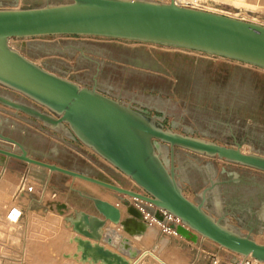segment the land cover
Here are the masks:
<instances>
[{
    "label": "rangeland",
    "instance_id": "1",
    "mask_svg": "<svg viewBox=\"0 0 264 264\" xmlns=\"http://www.w3.org/2000/svg\"><path fill=\"white\" fill-rule=\"evenodd\" d=\"M178 1L183 7L226 15L264 26V6L251 5L240 0ZM43 4V0H17L15 3L9 1L3 5L25 8ZM11 42L23 56L48 71L81 85L93 84L95 78L100 90L119 95L125 102L134 99L151 115H161V112H164L165 127L175 124L177 132L191 130L193 136L225 146H233V134L237 141H244L242 146L247 153H251L252 147L264 151V69L197 51L94 36L14 38ZM54 48L62 52L51 54L42 52ZM78 49L101 62L99 71L96 70L97 66L94 63L81 58ZM90 52H99L100 55ZM129 61H139L156 67L157 70L143 69L133 65L134 63H127ZM0 93L40 107L22 94L1 85ZM41 109L47 111L45 108ZM14 112L0 105L3 133L23 143L32 157L104 177L113 183H120L125 188L140 191L132 181L110 167L111 165L88 147L68 137L62 139L59 133L45 128L39 121L22 113L17 117L13 115ZM0 143L14 149L12 144L1 141ZM6 161L23 174L10 172L8 165L7 169L2 170L1 166ZM176 161V165L180 167L178 173L184 180L180 181L183 193L194 202L200 200L199 193L209 185V176L215 182H225L236 174V178L240 176L246 182L238 185L217 184L208 193L206 211L215 217L219 215L217 204L221 211L226 213L225 205L234 202L233 214L239 216L242 221L247 220L248 213L240 210L257 206L264 195V172L182 149L177 150ZM103 166L113 169L114 176L103 169ZM48 173L49 178L46 176ZM24 177L25 189L30 187L32 190L17 195ZM2 181L8 186L0 192V220L4 218L6 210L14 205L21 208L22 216L17 225L19 233L16 239L0 234V264H89L80 261L79 256H74L77 245L72 240L79 234L73 230L67 218L75 217L80 211L97 215L92 202L80 193L116 203V200H119L113 191L81 179L52 173L48 169L14 158L5 159L0 154V184ZM59 203H65L67 206L62 214L57 209ZM31 211L36 214L38 221L48 217L47 213L50 215L55 213V220L60 218V221L56 220L58 224L56 232L32 229L28 223L32 216ZM223 223L240 230L243 234L247 233L246 230L233 226L228 215ZM164 225L153 223V229L156 230L150 232L155 234L151 233L149 237L148 232L142 242L135 240L138 248L140 250L147 248L169 264H254L252 261L242 260L235 253L203 237H201L203 251L199 255V260L194 263L195 258L193 259L185 246L183 251L174 248L170 238L174 232L168 225ZM157 229L160 230L159 233ZM157 234L162 240H159ZM253 238L264 244V234ZM227 253L233 254L234 259L231 260ZM135 264L161 262L148 254Z\"/></svg>",
    "mask_w": 264,
    "mask_h": 264
},
{
    "label": "water",
    "instance_id": "2",
    "mask_svg": "<svg viewBox=\"0 0 264 264\" xmlns=\"http://www.w3.org/2000/svg\"><path fill=\"white\" fill-rule=\"evenodd\" d=\"M9 1L15 3L17 0H0V85L22 94L40 107L2 93L0 105L14 110L13 115L17 117L22 113L39 121L45 128L59 133L62 139L68 137L80 142L120 174L130 177L140 190L121 188L104 177L32 157L23 143L3 133L0 119V141L14 146L12 149L0 143V154L6 159L15 158L52 173L95 183L113 191L125 207L127 217L121 218V210L116 206L80 193L92 202L97 215L80 211L75 217L67 218L73 230L116 247V231L108 227L104 231L106 221L128 227L133 221L143 219L142 210L124 197L128 195L138 200L143 211L186 240L197 243L199 237L207 238L235 254L250 255L264 262V244L253 238L251 225H247L248 231L243 234L223 223L227 213L221 211L219 204L216 205L218 216L206 211L208 193L220 182L209 176V185L199 193L200 200L191 201L183 193L180 181L184 180L176 165V152L182 149L264 172V151L252 147L251 153H243L244 141H237L233 134V146H225L193 136L191 130L177 132L175 124L165 127L164 112L151 115L134 100L125 102L119 95L100 90L95 78L93 84L81 85L57 75L32 62L8 43L14 38L94 36L199 51L264 69V26L183 7L173 1L43 0L44 4L37 7H5L3 4ZM78 50L81 58L94 63L99 71L101 62L82 49ZM42 52L62 51L54 48ZM90 53L100 55L99 52ZM127 63L157 70L139 61ZM103 169L115 173L108 167L103 166ZM233 177L236 178V174ZM57 209L63 213L67 206L59 203ZM165 214L177 217L181 224L167 223ZM75 241L82 261L128 264L99 243L78 237ZM135 255V251H129V256Z\"/></svg>",
    "mask_w": 264,
    "mask_h": 264
},
{
    "label": "bare ground",
    "instance_id": "3",
    "mask_svg": "<svg viewBox=\"0 0 264 264\" xmlns=\"http://www.w3.org/2000/svg\"><path fill=\"white\" fill-rule=\"evenodd\" d=\"M163 1L164 3H169L171 1L175 2L177 5H180L182 6V4L178 1V0H161ZM241 2H245L247 4H257V5H260V6H264V0H240ZM226 16V15H225ZM228 17V16H227ZM230 17V16H229ZM13 39H10L9 40V46L14 48L15 49V45L11 42ZM147 44H153V43H147ZM156 45V44H155ZM180 49V48H179ZM183 49V48H181ZM187 50V49H186ZM193 51V50H191ZM199 52V51H197ZM202 53V52H201ZM207 54V53H205ZM34 62V61H33ZM247 65V64H246ZM241 151L243 153H247L246 152V149L242 146L241 147ZM2 155V154H1ZM3 157L6 159V157L3 155ZM101 158V157H100ZM15 159V158H14ZM102 159V158H101ZM18 160V159H17ZM20 161V160H19ZM105 161V160H103ZM23 162V161H22ZM106 162V161H105ZM107 164H109L108 162H106ZM29 164V163H27ZM34 165V164H32ZM110 165V164H109ZM38 166V165H36ZM41 167V166H39ZM109 167V166H108ZM112 167V166H110ZM43 168V167H42ZM46 169V168H45ZM118 171V170H117ZM121 175H124L127 179H129L130 181H132V179L128 176H126L125 174L121 173ZM73 178V177H72ZM74 179H79V178H74ZM82 180V179H81ZM85 181V180H83ZM85 182H88V183H91V184H95V183H92V182H89V181H85ZM134 183V181H132ZM113 183V182H112ZM115 184L116 186L118 187H121V188H125L123 185H121L120 183H113ZM135 184V183H134ZM97 185V184H95ZM136 185V184H135ZM8 185H6V183L4 181H2V183L0 184V192L1 190L4 191L6 189ZM20 186H23L25 187V180L21 181ZM99 186V185H98ZM19 187H18V190L17 192L19 191ZM128 189V188H127ZM129 190H132V189H129ZM19 194V192L17 193V195ZM124 197L128 200H136V202L138 201L137 199L133 198V197H130L128 195H124ZM99 199L103 200V201H107L109 202L110 204L114 205L112 203V201L108 200V199H104V198H100L98 197ZM115 203V202H114ZM131 203V202H130ZM116 207H120L119 209H125L124 205H122L120 203V201H117L116 200ZM134 205V204H133ZM138 209H141L142 212H143V219L142 220H135L133 221V223H130L128 225V227L126 226H123L121 223L119 225H115L113 223H111L110 221H106V224H105V227L107 228H110L111 230L112 229H115L116 231V234L117 236L115 237V243H116V247L114 246H111V245H108V244H104L102 245L103 242L101 241H95L93 239H89V238H86L84 237L83 235H80L78 236V238H81L82 240H88L90 241L91 243H99L101 246H104L105 249H108L109 251L113 252V253H116L117 255L121 256L123 259H125L128 264H135L137 263L140 259H142L144 256L146 255H152L153 257H155L159 262H161V264H169L167 263L166 261L162 260L157 254L151 252L150 250H148L147 248L146 249H139L136 242H134L135 240L139 241V242H142L143 241V237L146 238V234L148 232H150L151 230L155 231L156 229H153V226L152 224L154 223V225L158 224H164L162 223L161 221H158L157 219H155L152 215H149L147 212L143 211L142 208L139 207V204L138 202L136 203ZM148 206L150 207H153L152 204L150 203H147ZM115 206V205H114ZM13 210L16 214H19V212L21 211V208L18 207L17 205H14L12 207H9L7 210H6V213L4 214V218H2V220H0V234L3 235V236H9L11 237L12 239H16V236L18 235L19 233V226L18 225V221L16 222H11L9 221L8 219V214L10 213V211ZM60 214H62V212H59ZM48 214V217L44 218V220L42 219H39V221L37 220V216L36 214L31 211V217L29 219V222L30 223L29 225H31L32 229L33 228H40V230H42L43 232H49V233H54L56 232L55 229H57V221H60V218H56L55 220V213H51V215L49 213ZM54 215V216H53ZM94 215V214H93ZM166 221L167 223H171V221H173L174 223L176 224H181L180 220L177 218V217H173L172 215H169V214H166ZM263 216V215H262ZM58 217V216H57ZM121 218L122 217V212H121ZM124 221V220H122ZM156 228V227H155ZM76 232V231H75ZM173 232L177 233L175 230H173ZM77 233V232H76ZM154 232H150L149 234V237L150 235ZM155 234V233H154ZM178 234V233H177ZM179 235V234H178ZM181 236V235H180ZM152 237V236H151ZM182 237V236H181ZM144 238V239H145ZM183 238V237H182ZM73 243L75 242L76 245H77V242L74 240H72ZM161 242V241H160ZM160 244V243H159ZM164 245V243H162ZM161 245V244H160ZM140 247V246H139ZM161 247V246H160ZM144 248V247H142ZM151 249V248H150ZM224 249V248H223ZM129 251H135L136 252V255L135 256H129ZM78 252V253H77ZM156 252V251H154ZM158 253V252H157ZM238 255V254H236ZM67 257V254L65 255ZM74 256H79L80 259H81V253L77 250L75 255ZM238 256H241V257H244V258H250L253 260V263H261V264H264L263 261H259L253 257H251L250 255L248 256H242V255H238ZM79 259V260H80ZM82 261V260H80ZM82 262H87L89 264H101V262H97V263H92L90 259L86 260V261H82Z\"/></svg>",
    "mask_w": 264,
    "mask_h": 264
},
{
    "label": "crops",
    "instance_id": "4",
    "mask_svg": "<svg viewBox=\"0 0 264 264\" xmlns=\"http://www.w3.org/2000/svg\"><path fill=\"white\" fill-rule=\"evenodd\" d=\"M68 77H70V76H68ZM131 100H134V99H131ZM134 102L136 103L137 106L142 107V105L139 104L140 102H137L136 100H134ZM76 146H78L77 147L78 149L82 150L81 147H79V145H76ZM8 163H9L8 161L4 162L3 166H1L2 170H4L5 168L7 169V167L9 166L10 172L15 173V174L22 173V171L15 170V168L10 166ZM46 176H47V178H49V176H50L49 173ZM222 183H225L226 185H228V184H230V185H238V184H242V183L245 184L246 182L243 180V178L238 176L237 178H235V177H232V179L228 178V179H226L225 182L223 181V182H220L219 184H222ZM129 201L132 204H134L135 206H137L136 205V200H129ZM112 203L115 206H117L116 203H114V202H112ZM234 206H235L234 202H231V204H226L225 205L226 213H227L226 215H228V218H230V222L232 223L233 226L239 227L241 230L248 231L247 230V225H251L253 227V232L251 233V235L253 237H255L257 235L264 234V218H263L264 217V212H263V209H264V195L261 197V200L259 201L257 206H255V207H251L250 206L248 208V210H244V209L240 210L241 212L248 213V219L247 220L244 219L242 221V219L239 216H237L236 214H233L234 213L233 211L235 210ZM118 208H120V207H118ZM236 208H237V206H236ZM123 210L124 209H121L122 217L125 218V217H127V213H125L126 211L123 212ZM157 232L159 233L160 230L157 229ZM156 236L158 237L159 234H157ZM159 238H160L159 240H162V238L160 236H159ZM170 238L173 241V244L175 246L174 248L177 251H180V250L183 251V249L186 247L188 249V252H190V255L193 257V259L195 258L194 263L199 260V257H200L199 255L203 251V249H201V246L203 245V239H201V237L198 238V242L197 243H193V242H191L189 240H186V239L182 238L180 235H178L175 232H174V235L172 237H170ZM102 245H104V244L102 243ZM215 250H218V249H215ZM193 251H195L194 254L192 253ZM227 256L230 257L231 260L234 259V255L231 254V253H227Z\"/></svg>",
    "mask_w": 264,
    "mask_h": 264
},
{
    "label": "built area",
    "instance_id": "5",
    "mask_svg": "<svg viewBox=\"0 0 264 264\" xmlns=\"http://www.w3.org/2000/svg\"><path fill=\"white\" fill-rule=\"evenodd\" d=\"M25 180V177L23 178V181ZM31 190H32V188H28V189H25V187H23V186H20L19 187V194H21V193H23V192H31ZM166 215V214H165ZM21 216H22V210L19 212V214H16L13 210H11L10 211V213L8 214V219H9V221H11V222H16V221H18L20 218H21ZM164 225V224H163ZM164 226H166V224L164 225ZM238 256V255H237ZM242 260H244V261H246V260H249V261H252V263H253V260L252 259H250V258H244V257H241V256H239Z\"/></svg>",
    "mask_w": 264,
    "mask_h": 264
}]
</instances>
